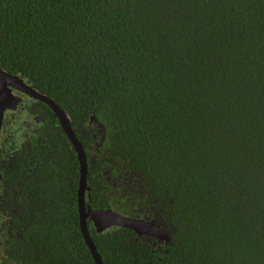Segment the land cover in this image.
I'll return each mask as SVG.
<instances>
[{
  "label": "trees",
  "instance_id": "obj_1",
  "mask_svg": "<svg viewBox=\"0 0 264 264\" xmlns=\"http://www.w3.org/2000/svg\"><path fill=\"white\" fill-rule=\"evenodd\" d=\"M0 68L66 112L86 207L168 234L87 221L103 264H264V0H0ZM39 111L5 145V260L95 264L77 154Z\"/></svg>",
  "mask_w": 264,
  "mask_h": 264
},
{
  "label": "water",
  "instance_id": "obj_2",
  "mask_svg": "<svg viewBox=\"0 0 264 264\" xmlns=\"http://www.w3.org/2000/svg\"><path fill=\"white\" fill-rule=\"evenodd\" d=\"M15 89L30 98L45 104L56 116L61 129L70 141L77 154L79 162V186L77 193V206L79 214L80 232L83 240L91 254L95 264H103L101 257L93 243L87 227V221L91 222L97 234L115 228H124L132 231L138 238H154L157 241H167L168 234L160 230L154 221L144 218H132L122 215L112 209L92 210L85 206V192L87 189V162L82 144L72 130L70 119L66 112L61 109L53 100L35 91L27 81L19 76L6 73L0 68V134L5 110H15L20 99L15 97L11 90Z\"/></svg>",
  "mask_w": 264,
  "mask_h": 264
},
{
  "label": "flooded vegetation",
  "instance_id": "obj_3",
  "mask_svg": "<svg viewBox=\"0 0 264 264\" xmlns=\"http://www.w3.org/2000/svg\"><path fill=\"white\" fill-rule=\"evenodd\" d=\"M11 93L20 99L15 110H5L0 134V181L4 172L5 164L2 163L4 157L7 158L8 153H5V145L17 144L22 146L27 144L28 138L36 134L38 129L44 125V116L40 113L39 108L42 107L41 103L30 98L29 96L12 89ZM3 214L0 213V264H11L5 260V231L2 221Z\"/></svg>",
  "mask_w": 264,
  "mask_h": 264
},
{
  "label": "rangeland",
  "instance_id": "obj_4",
  "mask_svg": "<svg viewBox=\"0 0 264 264\" xmlns=\"http://www.w3.org/2000/svg\"><path fill=\"white\" fill-rule=\"evenodd\" d=\"M155 224H156V223H155ZM156 226H158V225L156 224ZM158 227H159V226H158ZM159 229L162 230L160 227H159ZM165 232H166V231H165ZM166 233H167V232H166Z\"/></svg>",
  "mask_w": 264,
  "mask_h": 264
}]
</instances>
